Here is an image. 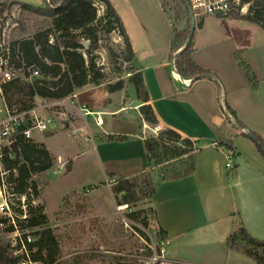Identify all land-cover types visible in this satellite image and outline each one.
<instances>
[{
	"label": "crops",
	"instance_id": "0c3cea01",
	"mask_svg": "<svg viewBox=\"0 0 264 264\" xmlns=\"http://www.w3.org/2000/svg\"><path fill=\"white\" fill-rule=\"evenodd\" d=\"M110 1L126 29L135 53L133 64L143 75L150 97L147 105L158 124L194 145V173L179 180L158 181L150 200L153 222L168 240L170 256L188 264H257L241 249L230 247L229 240L244 228L254 239L264 241V157L245 136L252 132L264 142V29L242 18L200 17L192 57L214 77L194 81L181 77L172 65L177 52L172 55L171 43L175 30H186L183 20H178L168 43L149 46L143 32L144 19L134 17L138 26L132 31L115 1ZM242 64L256 77V89L248 82ZM74 95L75 105L60 109L59 122L54 125L59 124L63 129L60 133L67 131L77 140L92 136L88 151L93 153L101 179L92 186L76 183L61 199L94 187L90 199L99 189H107L110 195L118 180L149 172L150 155L143 126L151 125L140 112L143 105L134 86L110 93L105 85H87ZM42 102L37 100V104ZM84 106L102 113V128L90 118L88 128L81 130L82 120L70 119ZM227 107L244 128L234 124ZM50 131L42 133L41 138L34 137V141L43 143L54 154ZM110 136L127 139L119 142L109 140ZM229 152L236 155L232 172L227 168ZM83 155L75 153L70 172L75 159ZM94 210H98L95 204ZM46 212L49 214V207Z\"/></svg>",
	"mask_w": 264,
	"mask_h": 264
},
{
	"label": "rangeland",
	"instance_id": "374dc122",
	"mask_svg": "<svg viewBox=\"0 0 264 264\" xmlns=\"http://www.w3.org/2000/svg\"><path fill=\"white\" fill-rule=\"evenodd\" d=\"M114 1L132 31L138 26L134 17L144 19L143 32L145 38L148 39L149 46L162 47V44L168 43L172 31L178 25V19L183 20L181 22L185 26L191 27L189 14L182 0ZM48 2L49 0H0V50L9 44L31 38L38 31L51 27L52 19L25 7L45 8ZM96 6L100 12H98V17L101 19L105 14V6L98 2ZM199 23L198 19L194 20L195 27H199ZM101 26H96L98 49L93 52V59L102 78L98 81V85H91L116 86L123 82V89H125L131 85L129 80L133 74L132 68L136 66L129 61L127 48L119 30L115 29L107 33V29ZM132 37L135 39L134 34ZM79 40L87 49L85 44L90 41L87 38H79ZM82 52L85 54V51L82 50ZM85 58L88 59L87 55ZM33 77L35 78L36 75ZM39 106L48 110L53 116L54 122L50 129L52 132L50 134L53 135L51 148L56 156L50 153L56 158V165L51 170L34 177L40 189L38 199L28 200L13 195L7 184V175L3 174L5 182L3 183L0 174V206L5 205L0 208V244L10 245L12 250L20 239L27 241L31 238L32 241L29 244H34L41 239L42 231L50 229L51 235L57 239V255L55 261L51 263L44 254L46 260L39 264H83L96 255L124 260L119 264H136L137 256L149 254L150 247L159 248L162 234L153 222L154 215L150 201L144 199L133 205H119L121 196L115 193L118 181L112 186L113 193L110 195L107 189H99L92 200L89 194L92 189H96L94 187L85 189L77 196L68 194L61 199L64 193L73 189L74 184L96 185L101 176L93 160V153L88 151L89 146L92 147V141L85 138L77 140L67 131L60 133L63 129L59 124H54L58 121L61 108L49 105L45 101L37 104V107ZM43 135L35 133L34 137L41 138ZM176 146L182 149V145ZM174 147L156 148V152L150 154L151 170L145 175L146 180L149 177L158 182L163 178H170L182 172L189 165L185 157L175 156ZM77 151L84 155L75 159L70 172L72 160ZM64 161L67 162L64 163ZM94 204L99 211L94 210ZM38 206H43L45 209L44 216L48 222L47 226L30 228L24 220L30 216L31 209L34 210ZM46 207L50 209L49 214L46 212ZM123 207L124 209L121 210L120 208ZM101 214L107 218L102 219ZM48 215L50 220H48ZM245 244V241L238 237L232 242V247L242 249ZM33 250L36 252L37 248ZM90 264H100V261L97 260Z\"/></svg>",
	"mask_w": 264,
	"mask_h": 264
},
{
	"label": "trees",
	"instance_id": "16d2710c",
	"mask_svg": "<svg viewBox=\"0 0 264 264\" xmlns=\"http://www.w3.org/2000/svg\"><path fill=\"white\" fill-rule=\"evenodd\" d=\"M105 6V14L100 19L96 2ZM29 10L52 19V26L38 31L33 37L10 44L11 63L16 70L22 71V77L13 79L2 84L4 101L11 112L25 113L37 107V100L45 102H58L76 94L87 85L96 84L102 78L100 70L96 67L93 59V52L98 49L97 25H102L111 33L118 29L127 48L129 61L135 60V53L127 35L123 22L109 0H49L45 8L25 6ZM241 18L239 16H232ZM231 18V17H230ZM256 24L264 29V8L257 11L254 17L242 18ZM180 20V19H178ZM171 43V52L174 55L184 47L190 34V27L182 32H174ZM79 38H87L90 45L87 49ZM193 40L190 46L185 49L176 59L175 67L184 79L200 80L210 79L214 74L205 70L193 59ZM85 51V54L82 52ZM87 55L88 59L85 58ZM244 67L248 82L254 89L257 88V79L246 64ZM130 77V83L136 90L137 99L142 103L140 112L146 122L150 125L158 124L151 106L149 93L146 88L141 72L135 67ZM33 75H36L34 78ZM110 93L121 91L123 82L116 86H107ZM229 113L234 117L237 124L244 128L243 124L236 118L235 112L227 107ZM257 138L264 147L263 140L256 134L250 132ZM250 138L247 134H245ZM126 137L110 136L109 140L125 141ZM231 145V143H226ZM176 145H182V149ZM175 146V156L186 159L189 165L182 171L170 178H163L161 181L179 180L191 176L196 169V156L193 142L182 138L172 130H164L157 139L146 140L148 154L155 153L156 148ZM264 157V150L258 146ZM0 163L7 173V184L13 195L26 199L40 196V189L34 177L43 174L56 165V158L44 144H38L34 140L19 138L12 147V151L4 150L0 153ZM148 173V172H147ZM140 174L127 179H120L117 182L115 193L121 196L120 204L133 205L144 199L152 200L158 183L146 174ZM112 177V176H110ZM145 177V179H143ZM69 195L77 196V193ZM44 207L38 206L31 209L30 216L24 221L30 228H43L47 226V219L44 216ZM152 211V210H151ZM34 213V215H33ZM153 213V211H152ZM51 230L41 232V239L34 244H28V248L36 252L31 253V261L44 263L47 258L50 262L55 261L58 243L56 237L51 235ZM241 238L246 243L242 252L256 261L257 264H264V241L254 239L250 234L241 228L237 234L229 240L232 242ZM15 247L0 244V264H20L22 257L14 255ZM44 254L46 256H44ZM100 264H115L124 261L117 258H109L96 255L86 260L83 264H90L94 261ZM130 261V260H129ZM131 262V261H130ZM131 264V263H130Z\"/></svg>",
	"mask_w": 264,
	"mask_h": 264
},
{
	"label": "built area",
	"instance_id": "2783aa9c",
	"mask_svg": "<svg viewBox=\"0 0 264 264\" xmlns=\"http://www.w3.org/2000/svg\"><path fill=\"white\" fill-rule=\"evenodd\" d=\"M189 4L193 21L200 17H219L230 18L239 16L241 18L254 17L257 11L264 8V0H186ZM99 12V11H98ZM104 12V10H103ZM100 13V12H99ZM172 65L175 67V60H172ZM22 77V71L16 70L11 63L10 44L0 50V153L4 150L12 151V147L17 143L19 138L26 140H34L35 133H46L53 126V116L50 113L36 107L29 112L17 113L11 112L4 101L2 84L10 82L13 79ZM186 84V83H185ZM75 95L58 101L56 107L61 109L67 108L68 105H75ZM70 101V102H69ZM228 116L231 120L233 117L230 113ZM65 117V115H64ZM92 118L95 125L99 128L104 126L105 120L102 113H96L89 110L87 107H81L77 113L71 115L72 121L82 120L83 127L81 130L88 128V121ZM145 139L155 138L164 131L161 125H145L143 126ZM86 140L93 141L92 136L88 135ZM1 157V156H0ZM236 155L229 152L226 155L227 168L230 172L235 169ZM1 180L4 182V175L7 174L0 163ZM31 238L26 240L20 239L17 243L18 248L15 249L14 255L22 257L20 264H39L31 261V253L34 250L28 248L31 243ZM16 246V247H17ZM149 254L137 256L136 264H188L184 261L174 259L169 254V242L163 236L159 240V248L150 247ZM20 255V256H18Z\"/></svg>",
	"mask_w": 264,
	"mask_h": 264
},
{
	"label": "water",
	"instance_id": "95a60500",
	"mask_svg": "<svg viewBox=\"0 0 264 264\" xmlns=\"http://www.w3.org/2000/svg\"><path fill=\"white\" fill-rule=\"evenodd\" d=\"M187 8V11H188V14H189V18H190V24H191V27H190V34L188 36V39L184 45L183 48H181L173 57V60H175L185 49H187L191 42H192V39H193V36H194V33H195V26H194V21H193V16H192V13H191V10H190V7H189V4L187 3L186 0H182ZM90 45V42H86L85 46L88 48ZM233 122L234 124H236V126L241 129V127L235 122V120L233 119ZM247 135L250 137V139L257 145L259 146L260 148H262L264 150V147L263 145L261 144V142L255 138L251 133L249 132H246Z\"/></svg>",
	"mask_w": 264,
	"mask_h": 264
},
{
	"label": "bare ground",
	"instance_id": "6f19581e",
	"mask_svg": "<svg viewBox=\"0 0 264 264\" xmlns=\"http://www.w3.org/2000/svg\"><path fill=\"white\" fill-rule=\"evenodd\" d=\"M2 207H5V205H1V206H0V208H2ZM120 209H121V210H123V209H124V207H123V208H120Z\"/></svg>",
	"mask_w": 264,
	"mask_h": 264
}]
</instances>
